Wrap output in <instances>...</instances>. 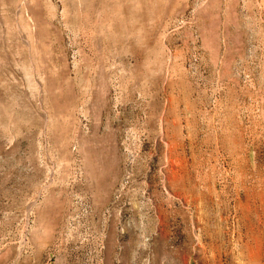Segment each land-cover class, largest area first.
I'll return each mask as SVG.
<instances>
[{"label":"rangeland","instance_id":"374dc122","mask_svg":"<svg viewBox=\"0 0 264 264\" xmlns=\"http://www.w3.org/2000/svg\"><path fill=\"white\" fill-rule=\"evenodd\" d=\"M0 264H264V0H0Z\"/></svg>","mask_w":264,"mask_h":264}]
</instances>
